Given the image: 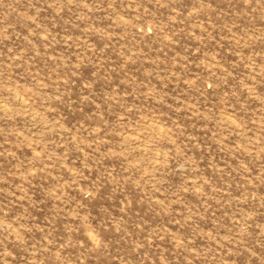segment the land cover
<instances>
[{
  "label": "rangeland",
  "instance_id": "rangeland-1",
  "mask_svg": "<svg viewBox=\"0 0 264 264\" xmlns=\"http://www.w3.org/2000/svg\"><path fill=\"white\" fill-rule=\"evenodd\" d=\"M0 264H264V0H0Z\"/></svg>",
  "mask_w": 264,
  "mask_h": 264
}]
</instances>
